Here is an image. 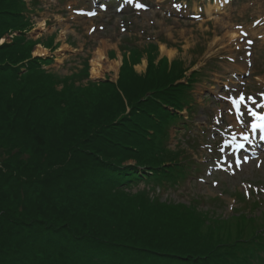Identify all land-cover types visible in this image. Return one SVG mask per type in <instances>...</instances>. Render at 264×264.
<instances>
[{
	"label": "trees",
	"instance_id": "obj_1",
	"mask_svg": "<svg viewBox=\"0 0 264 264\" xmlns=\"http://www.w3.org/2000/svg\"><path fill=\"white\" fill-rule=\"evenodd\" d=\"M26 12L0 0V38L20 33L0 43V264H264V226L223 240L193 203L150 195L192 174L167 142L198 71L123 65L122 95L71 90V104L22 44Z\"/></svg>",
	"mask_w": 264,
	"mask_h": 264
},
{
	"label": "rangeland",
	"instance_id": "obj_2",
	"mask_svg": "<svg viewBox=\"0 0 264 264\" xmlns=\"http://www.w3.org/2000/svg\"><path fill=\"white\" fill-rule=\"evenodd\" d=\"M23 1L27 12L22 44L33 57L50 61L42 66L43 76L61 80L56 82L61 99L71 100L67 99L71 90V97L81 96L84 90L90 91L87 95L106 97L116 87L115 96L121 94L124 83L117 81L123 65L142 76L150 60L169 69L181 64L188 69L187 76L198 71L190 89L193 110H182L184 119L170 129L167 142L169 148L189 155L192 174L178 186L155 187L150 195L176 204L193 203L223 240L243 227L251 232L264 226V191L260 190L264 189V145L256 144L254 117L248 114V108L264 112V0ZM137 2L147 7L139 9ZM89 11L96 14L87 15ZM19 34L10 30L0 41L11 43ZM246 39L253 41L250 64ZM40 48L45 52H38ZM96 49L105 51L99 76L91 73ZM240 93L246 97V104L240 106L243 122L235 119L237 112L229 99ZM238 156L249 160L235 169ZM144 189L148 187L142 183L132 191ZM145 220L148 225L152 222ZM203 231L202 236L210 234Z\"/></svg>",
	"mask_w": 264,
	"mask_h": 264
},
{
	"label": "snow or ice",
	"instance_id": "obj_3",
	"mask_svg": "<svg viewBox=\"0 0 264 264\" xmlns=\"http://www.w3.org/2000/svg\"><path fill=\"white\" fill-rule=\"evenodd\" d=\"M100 7L106 8L107 5L101 4ZM136 7L139 9H144L147 7V5L145 3H142V2H137ZM86 14L87 15H95L96 13L93 11H89ZM255 23L259 24L260 21L257 20V21H255ZM238 27H242V26L238 25ZM242 35L244 37H247L248 33L244 32V33H242ZM0 43H2V41H0ZM245 43H246V45H248V49H246V56L248 57V63L250 64L251 63V56H252V52L250 51V48L253 44V41L251 39H246ZM261 96H264V93H261ZM229 99L232 100V105L235 107L236 112H237V116L235 117V119L243 122V120H242L243 113H241V111H240V106L242 104H246L245 94L240 93L238 95V97H229ZM247 100L253 101L254 104L256 103L255 98L252 96H248ZM257 106H260V105H257ZM248 114L251 115L252 117H254V120L252 121V124H251L252 129L253 130H255V129L264 130V112H257V111H255L254 108H248ZM244 139L247 140L248 136L245 135ZM239 147H243V145H239ZM248 160H249V157H247V156L236 157L234 160L235 169H240L242 164L248 163ZM256 166L260 167L261 165L259 163H257ZM248 188H251V185H248ZM260 190L264 191V189H260Z\"/></svg>",
	"mask_w": 264,
	"mask_h": 264
},
{
	"label": "bare ground",
	"instance_id": "obj_4",
	"mask_svg": "<svg viewBox=\"0 0 264 264\" xmlns=\"http://www.w3.org/2000/svg\"><path fill=\"white\" fill-rule=\"evenodd\" d=\"M233 38L236 37V34H232ZM161 48L162 50L166 53V54H169V55H172V51L170 49H167V46L165 45H161ZM39 51L38 52H45L44 49L40 48L38 49ZM105 51L102 50V49H96L95 50V53H94V56L91 60V64H92V67H91V73L93 76H99L100 75V71L102 69V66H103V63H102V60L104 59L105 57ZM165 60V58H164Z\"/></svg>",
	"mask_w": 264,
	"mask_h": 264
}]
</instances>
